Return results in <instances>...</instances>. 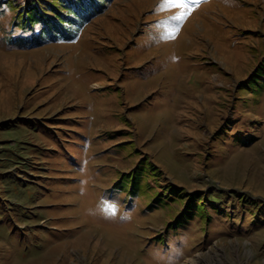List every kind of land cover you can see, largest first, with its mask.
Here are the masks:
<instances>
[{"label": "rangeland", "instance_id": "obj_1", "mask_svg": "<svg viewBox=\"0 0 264 264\" xmlns=\"http://www.w3.org/2000/svg\"><path fill=\"white\" fill-rule=\"evenodd\" d=\"M160 5L38 45L0 9V264H264V219L231 204L264 198V0Z\"/></svg>", "mask_w": 264, "mask_h": 264}, {"label": "trees", "instance_id": "obj_2", "mask_svg": "<svg viewBox=\"0 0 264 264\" xmlns=\"http://www.w3.org/2000/svg\"><path fill=\"white\" fill-rule=\"evenodd\" d=\"M112 1L113 0H0V9L2 12L14 9L19 10H17V15L13 20V28L19 29L18 33L21 32L23 36L17 37L13 41L14 45H27L28 42L38 45L50 40L56 41L52 43L60 44L63 41L72 43V41L78 38L82 28L91 24L90 20L92 21L94 17L104 13L109 3ZM261 80H264L263 76ZM255 84L257 86H262L260 81H255L254 84L249 83V85L253 87L256 86ZM233 112L237 113L236 110H233ZM240 117L239 115L237 119H240ZM237 122L243 124L240 120ZM223 129L224 131L228 130L230 133L233 131L229 130L228 126ZM249 134L250 133L247 135ZM239 138L240 137H238V139ZM241 142H246V140L240 138V143ZM218 192L216 193L220 194ZM239 192V190H233L232 197L235 201L231 204L234 205V209L237 211L240 219L245 215V212H247L246 214L248 216H250L249 213L254 212L250 217L251 220L245 223L252 224L256 227L258 222L262 223L261 220L264 219V198L248 193L241 196ZM184 193L185 190H181L177 187L176 195L178 197L183 196ZM222 193V195L227 194L225 192ZM214 198L209 199L212 201ZM207 199V195L204 194L198 199H189L188 202L193 204V212L199 211L202 215L208 216V221H211L212 215L210 212L220 211V203H222L223 200L218 203L214 201L210 203Z\"/></svg>", "mask_w": 264, "mask_h": 264}, {"label": "snow or ice", "instance_id": "obj_3", "mask_svg": "<svg viewBox=\"0 0 264 264\" xmlns=\"http://www.w3.org/2000/svg\"><path fill=\"white\" fill-rule=\"evenodd\" d=\"M200 3H202V0H161V9H174L179 8L183 9V11L180 15H174L170 17L171 20H174L176 22H181L187 18L188 15L191 14V12L194 10L193 6H197ZM179 31L178 27L171 28L170 30H167L164 35L161 37V39L167 40L172 39L175 37V34ZM102 209L107 215H115L116 213V205L112 204L108 201L102 202Z\"/></svg>", "mask_w": 264, "mask_h": 264}]
</instances>
